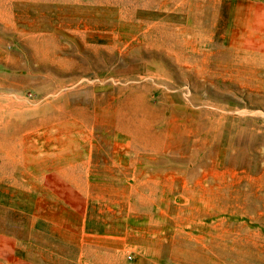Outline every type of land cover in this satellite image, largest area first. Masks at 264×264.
<instances>
[{
    "label": "rangeland",
    "instance_id": "rangeland-1",
    "mask_svg": "<svg viewBox=\"0 0 264 264\" xmlns=\"http://www.w3.org/2000/svg\"><path fill=\"white\" fill-rule=\"evenodd\" d=\"M235 1L0 0V168L97 201L108 264H264V53L231 44Z\"/></svg>",
    "mask_w": 264,
    "mask_h": 264
},
{
    "label": "crops",
    "instance_id": "crops-1",
    "mask_svg": "<svg viewBox=\"0 0 264 264\" xmlns=\"http://www.w3.org/2000/svg\"><path fill=\"white\" fill-rule=\"evenodd\" d=\"M234 3L231 25L239 35L231 44L264 53V0ZM63 190L45 161L35 173L24 160L0 168V264H108L110 229L96 223L104 210Z\"/></svg>",
    "mask_w": 264,
    "mask_h": 264
}]
</instances>
